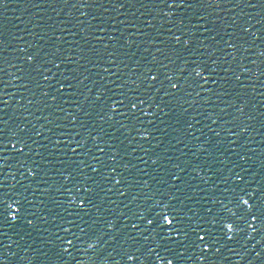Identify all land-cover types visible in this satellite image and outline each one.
Instances as JSON below:
<instances>
[{
	"label": "water",
	"instance_id": "obj_1",
	"mask_svg": "<svg viewBox=\"0 0 264 264\" xmlns=\"http://www.w3.org/2000/svg\"><path fill=\"white\" fill-rule=\"evenodd\" d=\"M0 264H264V0H0Z\"/></svg>",
	"mask_w": 264,
	"mask_h": 264
},
{
	"label": "snow or ice",
	"instance_id": "obj_2",
	"mask_svg": "<svg viewBox=\"0 0 264 264\" xmlns=\"http://www.w3.org/2000/svg\"><path fill=\"white\" fill-rule=\"evenodd\" d=\"M168 223H171V221H168Z\"/></svg>",
	"mask_w": 264,
	"mask_h": 264
}]
</instances>
